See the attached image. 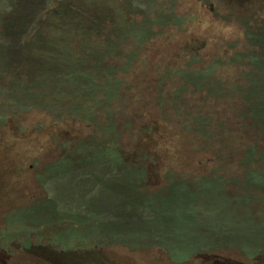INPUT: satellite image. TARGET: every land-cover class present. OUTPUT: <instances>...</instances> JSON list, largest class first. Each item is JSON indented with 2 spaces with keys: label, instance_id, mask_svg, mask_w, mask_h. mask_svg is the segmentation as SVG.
<instances>
[{
  "label": "rangeland",
  "instance_id": "1",
  "mask_svg": "<svg viewBox=\"0 0 264 264\" xmlns=\"http://www.w3.org/2000/svg\"><path fill=\"white\" fill-rule=\"evenodd\" d=\"M119 1L126 0L106 2L112 7ZM156 1L158 16L178 18L166 27L154 26L138 61L122 75L128 88L115 104L118 123L162 128L165 137L160 132L159 141L149 140L142 148H160L163 160L176 172L210 174L203 165L209 154L196 152L187 141L175 142L165 128L192 126V114L210 117V123L247 124L248 114L241 116L240 109L253 111L254 117L264 111V0ZM192 71L206 74L200 87L181 80L182 73L192 77ZM205 90L220 91L226 99L209 97ZM173 95H179L178 100ZM90 131L79 123H56L38 109L0 124V241L9 256L6 264H264V173L249 188L243 174H216L226 184L207 195L196 192V200L187 206L192 213L188 225H173L166 216L171 205L158 204L159 214L151 221L172 255L157 245L150 247L153 238L147 234L137 240V249L114 244L89 250L90 244L79 247L74 236L57 243L63 235L56 231L65 227L63 216L71 207L66 202L76 195L67 189L64 177L51 178L48 168L66 154V138ZM163 173H153L154 183ZM151 191L161 197L167 193ZM82 216L78 211L77 217ZM73 227L76 235H89ZM206 242L223 249L191 257L199 246L194 244ZM180 246L184 248L178 250Z\"/></svg>",
  "mask_w": 264,
  "mask_h": 264
},
{
  "label": "trees",
  "instance_id": "2",
  "mask_svg": "<svg viewBox=\"0 0 264 264\" xmlns=\"http://www.w3.org/2000/svg\"><path fill=\"white\" fill-rule=\"evenodd\" d=\"M106 1L110 2L0 0V124L38 109L56 123H79L91 129L85 136L66 138V154L48 168L51 178L64 177L67 189L76 195L66 202L71 207L63 216L65 229L56 231L63 235L57 243L74 236L79 247L90 244L89 250L114 244L137 249V240L147 234L153 238L150 247L157 245L172 255L151 221L159 214L158 204H170L166 216L181 227L192 220L187 206L196 200V192L207 195L226 184L216 174H243L245 188L254 187L256 176L264 173V130H255L252 139L246 124L196 121L194 126L165 128L175 142L187 141L196 152L209 154L203 165L210 174L176 172L163 160L160 148H142L149 140L159 141L162 128L118 123L116 99L128 88L122 75L138 61L154 26L166 27L176 16H158L156 0L119 1L112 7ZM202 73L194 78V86L200 87L206 78ZM171 76L178 77V72ZM94 142L99 144L87 153ZM158 171L165 173L157 175L154 183L153 173ZM159 189L167 193L161 197L151 191ZM78 211L84 216L77 217ZM74 224L89 235H76ZM207 243L194 244L199 246H194L197 251L191 257L223 249ZM8 259L0 241V264Z\"/></svg>",
  "mask_w": 264,
  "mask_h": 264
},
{
  "label": "water",
  "instance_id": "3",
  "mask_svg": "<svg viewBox=\"0 0 264 264\" xmlns=\"http://www.w3.org/2000/svg\"><path fill=\"white\" fill-rule=\"evenodd\" d=\"M187 73H189V72H184V73H182L181 74V80H184L185 82H187V83H189V84H193V81H194V78H196V77H198V76H200L199 75V73H196V72H191L192 74H194L192 77H187L186 75H187ZM185 78V79H184ZM192 79V80H190V79ZM203 80H205V79H203ZM202 80V81H203ZM203 83V82H202ZM188 84V86H190ZM215 86V85H214ZM217 87V86H216ZM186 88V87H185ZM202 88V87H201ZM218 88V87H217ZM204 89V88H203ZM174 96V95H173ZM179 95H175L174 97L176 98V100H178V97ZM122 97H123V94L122 95H119L118 97H117V99H116V103L117 102H119L121 99H122ZM181 97V96H180ZM210 97H213V98H220V99H226V98H222V96L220 95V94H218V95H210ZM239 114L241 115V116H243V113H246V114H248V115H246V118H245V120H247L248 122H247V124L245 125V126H249L248 127V132L250 133V135H251V137H252V139L253 138H255V135H254V132H255V130H258L259 132H260V130L262 131V130H264V122L262 121V118H263V115H264V111H260L259 112V115H258V117L256 118V117H254L251 113L252 112H250V111H247V110H242V109H240L239 111ZM189 113V112H188ZM199 113V112H198ZM191 114V113H190ZM209 119H210V117H204V116H201V115H198V114H196V115H191V120L193 121V126L194 125H197L196 124V121H201V122H205V123H207V124H219V123H210V121H209ZM221 124H228V125H234V124H230V123H222L221 122ZM97 143L96 142H94L93 144H92V146H94V145H96ZM97 146V145H96ZM96 146H94V147H91L90 149L88 148L87 150V153H91L93 150H94V148L96 147ZM234 152H236L235 150H234ZM237 153V152H236ZM263 167H264V164H263ZM243 169H244V171H249V168L247 167V166H244L243 167ZM195 189V187L194 186H191L190 187V190H194Z\"/></svg>",
  "mask_w": 264,
  "mask_h": 264
},
{
  "label": "flooded vegetation",
  "instance_id": "4",
  "mask_svg": "<svg viewBox=\"0 0 264 264\" xmlns=\"http://www.w3.org/2000/svg\"><path fill=\"white\" fill-rule=\"evenodd\" d=\"M205 93L208 94V95H218V94H220V91L210 92L208 90H205Z\"/></svg>",
  "mask_w": 264,
  "mask_h": 264
}]
</instances>
